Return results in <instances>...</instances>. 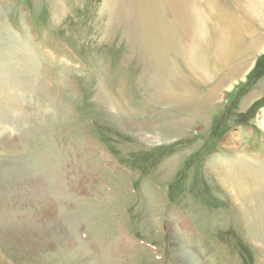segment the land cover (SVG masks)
<instances>
[{
  "label": "rangeland",
  "instance_id": "1",
  "mask_svg": "<svg viewBox=\"0 0 264 264\" xmlns=\"http://www.w3.org/2000/svg\"><path fill=\"white\" fill-rule=\"evenodd\" d=\"M215 1L0 0V125L36 171L0 155V264H49L51 193L93 264H264V204L223 167L241 154L264 173V20L245 13L264 7Z\"/></svg>",
  "mask_w": 264,
  "mask_h": 264
},
{
  "label": "bare ground",
  "instance_id": "2",
  "mask_svg": "<svg viewBox=\"0 0 264 264\" xmlns=\"http://www.w3.org/2000/svg\"><path fill=\"white\" fill-rule=\"evenodd\" d=\"M205 2L211 3V0H205ZM253 2H254L253 4H255L256 6L260 5L261 7H264V0H253ZM225 4H227V2H225ZM221 10L224 11V9H221ZM221 10H220V13H222ZM260 10H255L253 8H250V11L245 12V13L250 15L251 21H252V18L253 19L256 18L258 21L263 22L264 14L262 16L260 14L261 12H259ZM223 13L225 15L226 11ZM242 14H243V17L247 16L244 13ZM231 17H233V15H230V17L228 15L225 20L229 23L230 19H232ZM25 52H28V51H25ZM262 112H263V117L262 119H259L261 120L259 121V126H260V129H262L264 132V111ZM4 124L5 123H3L2 125ZM2 125H0V141H3V143H5V147L3 150L0 149V155L1 153L5 152V153H8L10 157L12 156L13 158L16 159L15 162L16 164H18L19 166L18 168H20V174L22 175L23 180L28 179V178H33L34 176H36L35 169L31 168L28 164H26L24 159L20 156V151H19L18 144L16 143L17 141L15 139V136H13V134L9 130H7L8 128L6 126H2ZM223 167L230 168L228 172L230 174L229 178H230V181L233 182V183L229 182L231 186L230 188L233 191H237L236 193L238 194V196L239 195L244 196V198L248 200L247 198L248 193L246 192L247 187L243 182V179L248 177V180L251 181L250 184H252V187H253L252 192L256 195L255 196L256 200L259 203L263 202L264 204V173L260 166L256 165L254 162H251L245 159L243 155L239 154L237 158H234V160L226 163ZM8 168H9L8 163L6 162L5 158L0 156V177L1 178L3 177L4 179L6 178L11 179L13 172L11 171V169H8ZM39 185H41L42 189L45 190L46 187L43 182L39 181ZM37 188L39 187L37 186ZM39 204H41L40 206H42L40 214L41 216H43L44 221H47L48 223L47 225L50 227V228L41 229L42 232L45 231L47 233V236H48L47 239L43 238L44 239L43 240L40 235L35 238L37 239V241L39 240L41 241L40 245H42V248H43L42 257L46 258L47 261H49L48 262L49 264H93L89 260V258L86 256V253L80 248L77 241L74 239V236L72 235L73 233L71 234L69 231H67L63 223H61L60 220L58 221V219L56 218V212L60 216L61 211H59L57 207L54 205V199H53L52 193L51 195H48V194L43 195V198L40 200ZM263 213H264L263 210H260L259 212H257L258 218L254 222L255 226L257 227L255 231L257 230L259 232L260 230L263 231L264 229V217H262ZM30 214H31V217H29L28 214L27 215L20 214L19 218L20 217L21 218L19 219V221L22 220L26 223L33 222L35 224H38L39 222L42 221L41 219H39L40 215L38 213L31 212ZM16 223H18V221ZM54 226L59 227V228L57 230H53L52 228ZM50 229H52L53 231H51ZM180 251H181V248L179 249L178 252ZM181 261L183 262V264H192L193 262L191 260V257L190 259H186V260L181 257Z\"/></svg>",
  "mask_w": 264,
  "mask_h": 264
},
{
  "label": "crops",
  "instance_id": "3",
  "mask_svg": "<svg viewBox=\"0 0 264 264\" xmlns=\"http://www.w3.org/2000/svg\"><path fill=\"white\" fill-rule=\"evenodd\" d=\"M83 165H84L85 167H83V166L80 165V166H81V168H80V169H81V173H80V176H81V177H80V179H83V180H84V178H86V176H87V173H88V172L91 173L92 169L90 168V169L88 170V168H89V165H88V164H87V165H86V164H83ZM86 169L88 170V172H87ZM122 170H123V168H122V169L120 168V171H122ZM127 170H128V169H127ZM133 171H134V169H131V170L129 169V170H128V176H127V177H130V176H131V177H135V178L140 177V173H139L138 171H136V170H135L134 172H133ZM99 173H100V172H99ZM81 183H82V185H84V181L81 182ZM152 183H153V181H150V184H151V185H152ZM156 183H157V182H156ZM85 189H87V188H85V186H84V188H83V192L86 191V197H85V198H88L89 192H88V190H85ZM153 191H154V189H153Z\"/></svg>",
  "mask_w": 264,
  "mask_h": 264
},
{
  "label": "clouds",
  "instance_id": "4",
  "mask_svg": "<svg viewBox=\"0 0 264 264\" xmlns=\"http://www.w3.org/2000/svg\"><path fill=\"white\" fill-rule=\"evenodd\" d=\"M182 258H183V256H182Z\"/></svg>",
  "mask_w": 264,
  "mask_h": 264
}]
</instances>
